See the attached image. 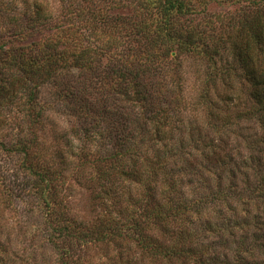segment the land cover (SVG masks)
Here are the masks:
<instances>
[{"label":"rangeland","instance_id":"rangeland-1","mask_svg":"<svg viewBox=\"0 0 264 264\" xmlns=\"http://www.w3.org/2000/svg\"><path fill=\"white\" fill-rule=\"evenodd\" d=\"M182 1L194 11L179 18L191 22L183 29L217 42L264 5ZM156 11L152 0H0V264H57L61 249L70 264H264L263 209L238 198L264 165L262 112L238 68L216 75L206 92L212 80L200 58L152 57L143 39L154 36ZM219 58V69L231 64ZM154 78L177 80L183 99L157 122L159 140L139 129L131 156L109 161L137 119L122 107L124 81L140 82L130 90L135 102ZM95 127L115 136L87 135ZM196 195L204 200L187 208ZM100 221L117 236L76 233L85 237ZM46 223L80 240L53 247ZM165 248L177 254L167 259Z\"/></svg>","mask_w":264,"mask_h":264},{"label":"trees","instance_id":"trees-1","mask_svg":"<svg viewBox=\"0 0 264 264\" xmlns=\"http://www.w3.org/2000/svg\"><path fill=\"white\" fill-rule=\"evenodd\" d=\"M152 4H155L157 7V11L156 13H154V19L151 20L156 21V26L154 36L150 40V43L143 35L145 37L143 40H146L148 44L146 45V47H144L146 48V51L150 52L152 54V57L157 58L159 61H163L167 57V55H169V53L171 54V56L175 54V56L177 57L192 54L196 57V59L200 58V61H204L206 63V66L208 68L207 74L212 80V84L210 85V87H207V89L205 90L206 92L209 89H213L216 87V81L214 80L216 78V75L227 77V75H230V73L233 71L234 74H236V68H238L239 71L242 72V74L240 75L242 76V81L245 82L244 90H247L246 94L248 96V99L255 103L254 105H256L258 108L256 109V111L258 110L257 112H262V114L259 115L264 118V5L241 14L239 20H234V27H231L230 33L226 35V38L223 39L222 42H217L209 41L206 33H202L201 31H199L198 33L196 32L195 34H188L183 29L184 27L182 26L191 28V22H189V19L186 18V22H184L185 24L181 22L179 23V18H184L187 15H191L194 13V11L192 8L186 6L182 0H152ZM144 28L147 30L148 26H144ZM141 31L144 32L143 28ZM131 32H135L133 30V27ZM142 46L143 43L140 40L139 49L143 48ZM219 56H224L226 58L228 57L231 64L229 62L230 65H226L225 67L223 66V68L219 69L217 65L218 62L216 60V58L220 59ZM174 59L176 58L174 57ZM49 62L51 63V60H49ZM152 62L153 60H151V63ZM136 64L138 65L136 67H144L141 65V62L139 63V61H136ZM131 65L135 68V63ZM31 66L33 67V65ZM45 66L46 62L42 61L41 63H37L36 68L43 69V67ZM2 67L3 66H1L0 60V75L3 76ZM46 68L49 69V65ZM135 69L137 70V68ZM120 75L123 76L122 74ZM234 76L239 77L238 75ZM115 80L119 81L118 79ZM134 80H130L127 82L122 80L125 84V89L122 94V107L124 108V111H128L129 113L136 112L137 119L133 120L134 124H132V121L129 122V127L126 125V127L130 129L126 134H124V139H122V142L124 143L122 147L123 152H114V150H112L111 152L107 151L109 161L113 159L117 160L123 156H131L132 146L136 144L132 140L136 137L139 129H144V134H152V139L159 140L158 138H161L164 132L163 126L157 124V122H161V120H168V112H171L170 109L173 108L174 104L177 105V96L183 99V90L180 89L181 85H179L180 83L177 80L173 82H167L165 80H158L157 78H154L148 80V85L141 83L145 92H142V90L141 93L138 94V98L134 102V97L131 96L130 90L131 88H134L136 85L140 84L138 80ZM114 82L115 81H112V84L110 85L114 86L110 87L112 91H115V87H118L117 85L115 86V84L118 83ZM239 82L241 83V81H236V83ZM3 83L4 82H2L1 84L4 86ZM36 99V96L34 98H28V100H30L29 102ZM115 107L113 106V108ZM254 111L253 113L255 114ZM253 113H250V115L252 116ZM38 114L39 113H37V115ZM236 116L240 117V114L237 113ZM260 121L263 120L260 119ZM85 123H87L86 120ZM95 129L94 131H92V127V130H87V135L93 136L97 140L102 139L103 142L106 140V137L110 136L113 138V136H115L113 135V133H115L114 128L110 129L108 135L100 130V127H95ZM125 131L126 129L123 130V132ZM152 139H143L141 141V144H145V141L149 142ZM258 163V172L255 171L256 187L253 188V191L249 192L248 195L246 194L247 197H241L238 194L236 195H238V198L242 199V201H254L258 207H261L263 209L262 214H264V165L262 166L261 162ZM234 173L236 172L234 171ZM242 174L243 173H241V175ZM41 182L42 183L38 184L40 185L39 189L42 190L41 184H43L44 181ZM36 187H38V185H36ZM213 194L218 193L215 192ZM203 200L204 199H201L200 195H196L194 198V202L186 203L185 205H187V208H193ZM145 206L146 208L144 210L147 209V205ZM178 213L179 212H177L176 214L178 215ZM52 222L53 220L51 221L50 218V223L52 224ZM47 227L50 230L51 226H49V223ZM108 232L109 234L111 233L117 236L115 231H113L109 227L106 221H100L97 227L93 231H90L88 235H85V237H82V233L76 231V233H78L80 235V238L82 239H85L87 237L92 238L94 235H96V238H98V240H100V238H105V235H107ZM98 234L100 235V237L97 236ZM69 238L80 240L77 235L71 236L64 226H60L58 227V229L52 226V230H50L48 239H46V241L53 244L54 247L56 244L58 246L59 242V244L62 245L63 242L61 239L65 240ZM159 248H162V244L159 245ZM66 251L68 250L61 249V252H59L58 254L60 258L57 260V264H70V262L67 261V257H69V255ZM165 252V258L167 259H170L169 257L172 256V253L177 254L176 252L171 253V251L166 248ZM167 254L169 257H167Z\"/></svg>","mask_w":264,"mask_h":264}]
</instances>
